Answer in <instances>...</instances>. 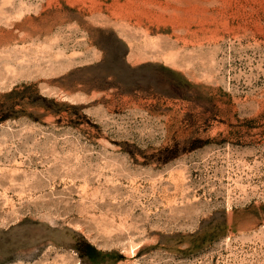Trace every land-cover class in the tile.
Instances as JSON below:
<instances>
[{
	"label": "rangeland",
	"instance_id": "374dc122",
	"mask_svg": "<svg viewBox=\"0 0 264 264\" xmlns=\"http://www.w3.org/2000/svg\"><path fill=\"white\" fill-rule=\"evenodd\" d=\"M0 264H264V0H0Z\"/></svg>",
	"mask_w": 264,
	"mask_h": 264
},
{
	"label": "bare ground",
	"instance_id": "6f19581e",
	"mask_svg": "<svg viewBox=\"0 0 264 264\" xmlns=\"http://www.w3.org/2000/svg\"><path fill=\"white\" fill-rule=\"evenodd\" d=\"M223 1H224V0H223ZM230 1H231V0H230ZM226 2H227V1H226ZM166 6H167V5H166ZM202 8H203V7H202ZM176 9H177V8H176ZM176 9H175V10H176ZM180 9H181V8H180ZM188 9H189V8H188ZM190 9H192V8L190 7ZM195 9L197 10V8H195ZM178 10H179V9H178ZM203 10H204V9H203ZM183 11H184V9H183ZM186 11H187V10H186ZM208 11H209V10H208ZM200 13H201V12H200ZM186 14H187V13H186ZM188 15H189V14H188ZM189 17H190V16H189ZM180 18H181V17H180ZM177 19H178V18H177ZM184 19H185V18H184ZM213 19H214V18H213ZM172 20H173V19H172ZM181 21H182V19H181ZM173 22H174V21H173ZM176 22H177V21H176ZM179 23H180V22H179ZM179 23H178V24H179ZM181 23H182V22H181ZM183 23H184V21H183Z\"/></svg>",
	"mask_w": 264,
	"mask_h": 264
}]
</instances>
